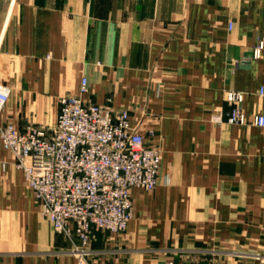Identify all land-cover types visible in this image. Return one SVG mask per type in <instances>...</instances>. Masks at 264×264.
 I'll return each mask as SVG.
<instances>
[{
	"label": "crops",
	"instance_id": "crops-1",
	"mask_svg": "<svg viewBox=\"0 0 264 264\" xmlns=\"http://www.w3.org/2000/svg\"><path fill=\"white\" fill-rule=\"evenodd\" d=\"M258 36L264 0H0V123L51 131L85 76V102L127 109L162 150L126 230L93 227L80 256L0 138V264H264V128L224 120L227 89L264 114V51L236 62Z\"/></svg>",
	"mask_w": 264,
	"mask_h": 264
},
{
	"label": "built area",
	"instance_id": "built-area-1",
	"mask_svg": "<svg viewBox=\"0 0 264 264\" xmlns=\"http://www.w3.org/2000/svg\"><path fill=\"white\" fill-rule=\"evenodd\" d=\"M262 51L264 38L258 36L249 54L236 62L251 63ZM87 91V78L82 76L76 94L59 98L51 131L32 122L22 129L0 123L2 143L39 202L41 215L74 244L73 252L80 256L93 227L110 233L126 230L134 216L131 190H151L158 184L162 157L159 143L147 140L155 135L152 128L146 133L139 124L132 125L127 109L113 113L106 105L85 102ZM9 94L10 88L0 83V114ZM258 94L264 96V86ZM243 96V91L225 90L224 99L230 104L225 122L264 128V114L247 116L241 106ZM211 120L223 119L218 114ZM1 167L5 169L4 162Z\"/></svg>",
	"mask_w": 264,
	"mask_h": 264
},
{
	"label": "rangeland",
	"instance_id": "rangeland-1",
	"mask_svg": "<svg viewBox=\"0 0 264 264\" xmlns=\"http://www.w3.org/2000/svg\"><path fill=\"white\" fill-rule=\"evenodd\" d=\"M72 245H74V244H72Z\"/></svg>",
	"mask_w": 264,
	"mask_h": 264
}]
</instances>
